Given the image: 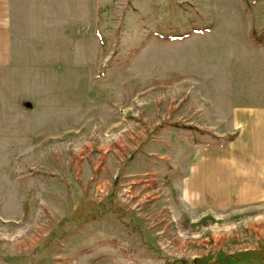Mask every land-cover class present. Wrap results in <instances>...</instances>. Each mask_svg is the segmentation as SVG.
I'll use <instances>...</instances> for the list:
<instances>
[{
  "label": "rangeland",
  "instance_id": "1",
  "mask_svg": "<svg viewBox=\"0 0 264 264\" xmlns=\"http://www.w3.org/2000/svg\"><path fill=\"white\" fill-rule=\"evenodd\" d=\"M11 2L0 264H264V204L177 188L234 108L264 105V0Z\"/></svg>",
  "mask_w": 264,
  "mask_h": 264
},
{
  "label": "crops",
  "instance_id": "2",
  "mask_svg": "<svg viewBox=\"0 0 264 264\" xmlns=\"http://www.w3.org/2000/svg\"><path fill=\"white\" fill-rule=\"evenodd\" d=\"M12 7L0 0V66L10 55ZM230 120L231 140L200 146L187 162L177 188L188 206L224 212L264 204V105L234 108Z\"/></svg>",
  "mask_w": 264,
  "mask_h": 264
},
{
  "label": "trees",
  "instance_id": "3",
  "mask_svg": "<svg viewBox=\"0 0 264 264\" xmlns=\"http://www.w3.org/2000/svg\"><path fill=\"white\" fill-rule=\"evenodd\" d=\"M200 133H203V132L201 131ZM233 136H234V134L227 135L226 138H225V142L231 140ZM210 137L212 138V140L209 141L206 145L224 146L225 142H221V141L219 140V139H220L219 136L210 133ZM202 145H203V144H202ZM204 145H205V144H204ZM259 252L262 253L261 250H260ZM239 254L242 255V254H244V252L239 253ZM257 254L260 255L262 259L264 258V254H263V255H261L260 253H257ZM257 254H256V255H257ZM235 255H236V253H234V254H228V255H224V256H235ZM198 261H200V259H199V260H198V259H194V260H192V261H190V262H184V261H181V260H180L179 264H198V263H197Z\"/></svg>",
  "mask_w": 264,
  "mask_h": 264
}]
</instances>
